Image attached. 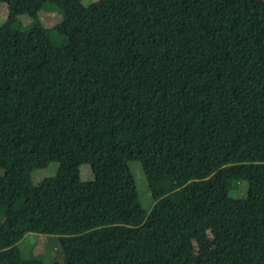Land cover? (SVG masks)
I'll return each mask as SVG.
<instances>
[{
	"label": "trees",
	"instance_id": "1",
	"mask_svg": "<svg viewBox=\"0 0 264 264\" xmlns=\"http://www.w3.org/2000/svg\"><path fill=\"white\" fill-rule=\"evenodd\" d=\"M3 9L0 264H42L18 259L27 234L58 237L62 264H264V0ZM52 163L71 168L34 185Z\"/></svg>",
	"mask_w": 264,
	"mask_h": 264
},
{
	"label": "rangeland",
	"instance_id": "2",
	"mask_svg": "<svg viewBox=\"0 0 264 264\" xmlns=\"http://www.w3.org/2000/svg\"><path fill=\"white\" fill-rule=\"evenodd\" d=\"M96 1L97 0H81L84 6H89ZM5 18L6 9H3L0 16V25L5 21ZM39 18L42 24L49 29L58 25L62 20L61 14L49 13L45 10L39 11ZM22 19L24 24H29L31 22V19L28 17H23ZM69 168L71 167L62 163H52L45 169L35 171L32 174V182L34 185H38L42 183L44 179L53 178L58 172L68 170ZM130 170L135 181L140 203L147 212H150L154 205V201L152 199L142 167L139 163L132 162L130 163ZM79 172L82 181L93 180V175H91L84 166L79 168ZM247 190V183L240 182L238 188L236 190L230 191L229 195L234 199H243L246 197ZM247 248L252 257H259L253 245L249 244ZM17 250L22 254L18 259H21L23 256H25L31 259L39 260L42 262V264H62L64 260L63 250L59 243V238L56 236L27 234L18 243Z\"/></svg>",
	"mask_w": 264,
	"mask_h": 264
}]
</instances>
